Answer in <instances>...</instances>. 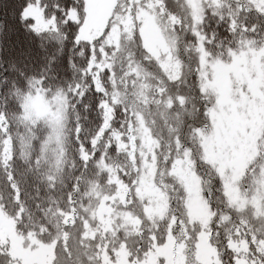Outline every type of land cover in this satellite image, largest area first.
<instances>
[{
  "label": "snow or ice",
  "instance_id": "6c2138e0",
  "mask_svg": "<svg viewBox=\"0 0 264 264\" xmlns=\"http://www.w3.org/2000/svg\"><path fill=\"white\" fill-rule=\"evenodd\" d=\"M0 264H264V0H0Z\"/></svg>",
  "mask_w": 264,
  "mask_h": 264
}]
</instances>
